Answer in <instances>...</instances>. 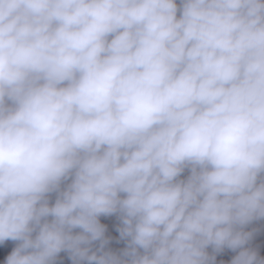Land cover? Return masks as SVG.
Here are the masks:
<instances>
[{
    "label": "clouds",
    "instance_id": "1",
    "mask_svg": "<svg viewBox=\"0 0 264 264\" xmlns=\"http://www.w3.org/2000/svg\"><path fill=\"white\" fill-rule=\"evenodd\" d=\"M258 221L264 0H0V264H264Z\"/></svg>",
    "mask_w": 264,
    "mask_h": 264
}]
</instances>
